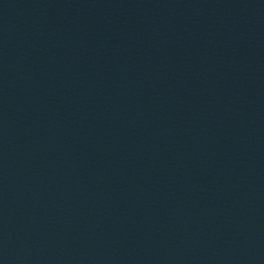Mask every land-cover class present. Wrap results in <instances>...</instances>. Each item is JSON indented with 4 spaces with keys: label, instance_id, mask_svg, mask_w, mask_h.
Here are the masks:
<instances>
[{
    "label": "water",
    "instance_id": "obj_1",
    "mask_svg": "<svg viewBox=\"0 0 264 264\" xmlns=\"http://www.w3.org/2000/svg\"><path fill=\"white\" fill-rule=\"evenodd\" d=\"M0 264H264V83L0 136Z\"/></svg>",
    "mask_w": 264,
    "mask_h": 264
}]
</instances>
